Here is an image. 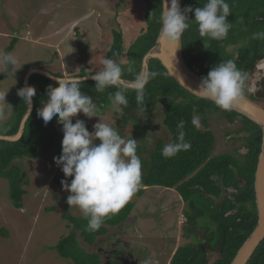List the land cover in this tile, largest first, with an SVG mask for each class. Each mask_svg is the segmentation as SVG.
<instances>
[{
	"label": "trees",
	"instance_id": "16d2710c",
	"mask_svg": "<svg viewBox=\"0 0 264 264\" xmlns=\"http://www.w3.org/2000/svg\"><path fill=\"white\" fill-rule=\"evenodd\" d=\"M124 0H109L110 9L114 11L115 19ZM145 4L144 24L137 35L136 40L128 48L127 60L123 65L133 64L137 71L143 65V57L155 45L162 27L160 15L162 9L161 0H141ZM207 0H183V8L203 6ZM232 12L227 17L232 24L228 36L223 40L201 37L194 20V12L188 13L191 21L190 28L186 30L183 38V52L187 65L195 73L204 77L209 70L222 60L232 59L237 67L248 75L254 72L264 59V39H253V33L264 30V0H226ZM117 17V18H118ZM112 44L107 52L111 58L113 53L124 55V36L122 30L112 29ZM17 34L7 51L11 52L18 42ZM81 62H86L87 49L83 47ZM121 58V56H120ZM37 63L24 65L20 71L26 75L28 69L37 67ZM158 73L150 79L144 90V104H138L136 93L128 91L126 97L128 107L124 108L126 120L119 133L124 136L125 126L129 121L138 129L134 133L136 137L144 136L147 132L142 129L139 113L151 114L156 104L163 103L164 122L172 135V143L177 141V124L185 121V140L191 143L188 151H181L176 156L165 158L162 148L165 143L162 140L150 150V158L144 154L147 143L138 141L137 154L142 160V183L137 191L143 195L145 187L161 186L175 189L181 197V202L188 208L187 223L197 224L198 219L207 217L208 221L215 225L211 230L205 229V238L200 239L196 229L186 228L188 235L186 242L177 246L170 264H231L237 252L252 234L258 223V211L255 195V173L262 145V129L248 117L232 110L224 112V119L229 122L240 121L238 133H244L243 147L246 151L237 150L236 154L226 153L220 156H212L216 144V136L209 125V114L220 110L212 101L201 99L182 87L171 77L163 64L157 60L150 61V70ZM20 73V72H18ZM20 73V75H21ZM53 74V73H52ZM79 74V73H78ZM83 71L81 76L85 75ZM56 76H60L54 74ZM24 77L18 80V90L14 96L15 108L12 122L9 123L4 134L15 135L20 128L21 121L27 112V105L18 95L19 89L24 87ZM18 78V77H17ZM125 79L132 80L134 74L125 73ZM58 86L55 82L41 74H34L30 79V86L36 88L34 110L29 117L23 136L17 141L0 140V175L10 179L11 198L18 208L22 206L23 197L27 193L25 186L30 184L26 171L16 163L24 158H42L55 151L56 157L62 151V125L54 117L47 125L43 119L37 116V109L42 107L41 101L45 100L48 86ZM94 80L83 81L81 91L90 95L101 110L110 104L109 93H114V87L106 88L103 92L95 90ZM245 95L264 106V98L255 92ZM193 116L200 118V127L197 129L192 123ZM133 118V120H131ZM73 123L75 121L73 120ZM203 129H202V128ZM147 128V127H146ZM146 131V132H145ZM140 135V136H139ZM52 165H56L54 160ZM64 174L56 176L54 182L61 186ZM70 182L72 178H67ZM217 198V199H216ZM222 198V199H221ZM221 199V200H219ZM135 205L128 202L118 213L105 218L102 226L97 231L86 230L88 221L82 216L74 217L65 212L64 218L73 225L71 232L59 240L55 249L65 259L72 260L75 264H122L116 253L106 255L103 252H90L86 250L78 238L77 230H80L81 239L90 246L96 244L97 237L106 235L110 227H122L133 214ZM191 233L198 237L197 243L191 240ZM212 252L216 257L212 259ZM107 253V252H104ZM247 264H264V240Z\"/></svg>",
	"mask_w": 264,
	"mask_h": 264
},
{
	"label": "rangeland",
	"instance_id": "374dc122",
	"mask_svg": "<svg viewBox=\"0 0 264 264\" xmlns=\"http://www.w3.org/2000/svg\"><path fill=\"white\" fill-rule=\"evenodd\" d=\"M110 8L109 0H0V54L11 53L19 61L16 65L19 69H16L14 77L10 73L0 72V93L7 92L5 100L0 99V111L3 113L0 118L1 134L12 122L14 96L18 90V80L24 77L20 71L24 65L37 63L38 67L60 76L81 74L83 71L94 74L102 70L101 61L104 57L111 58L107 55L113 38L111 30L119 28L124 36L125 48L120 60L128 62L126 52L144 24L145 4L141 0H124L116 19ZM18 33V42L8 52L14 34ZM83 47L88 54L84 63L81 62ZM61 60L64 61L65 73ZM261 76H264V59L248 75L247 87H251ZM259 83L257 88L264 90V80ZM104 109H100V117L88 118L79 113L73 120H84L90 132L99 119L121 131L119 124L126 122L122 118L124 110L123 114L114 113L109 104ZM224 112L220 109L209 114L208 118L216 136L212 152L214 157L226 153L236 154L237 150L246 151L243 147L244 133H238L241 122H229L224 119ZM138 115L141 118L137 123L141 122L142 129L147 132L144 136L136 137V140L147 143L142 156L149 159V152L158 141L172 143V135L164 122L162 102L156 104L153 113ZM133 124V121H129L125 126L124 139L134 137L138 129ZM95 142L100 143L99 139ZM54 157L55 151L42 158L16 161L26 171L30 181L25 186L27 193L20 208L12 201L10 179L0 175V264H75L61 257L55 246L73 229L63 214L68 212L74 217L83 214L77 207L67 204L70 193L55 184L54 178L63 175V172L57 165H52ZM181 200L175 189L148 187L143 195L136 192L129 201L135 205L133 214L136 215L131 224L125 225L124 221L122 227L109 226V233L97 237L94 246L84 243L80 230H77L78 238L90 252H107L102 254L104 260L107 259L106 255L120 253L122 257L128 255L131 261L145 264V260L155 252L153 259L159 260V264H170L178 246L177 241L182 244L188 240L186 228L200 229L201 239L205 238V229L215 228L207 217L198 219L196 225L192 222L186 224L184 213L187 214L188 208ZM147 211L152 212V216L145 215ZM190 235L191 240L197 243V235Z\"/></svg>",
	"mask_w": 264,
	"mask_h": 264
},
{
	"label": "clouds",
	"instance_id": "9594fccd",
	"mask_svg": "<svg viewBox=\"0 0 264 264\" xmlns=\"http://www.w3.org/2000/svg\"><path fill=\"white\" fill-rule=\"evenodd\" d=\"M161 3L160 36L175 50L182 46V36L191 26L189 21L192 19L188 16L190 12H194L201 37L223 40L232 28L227 20L232 10L226 0H207L201 7L187 6L183 11L179 0H161ZM252 38L264 39V30L253 33ZM120 56L121 53L117 52L112 54L113 58L104 57L101 61L102 70L95 71L94 74L54 76L58 86H48L47 98L41 101L42 107L37 109V116L43 119L45 125L54 117L62 125V151L53 160L64 174L65 179L61 180L63 190L70 193L66 202L82 212L88 221V231L99 230L105 218L118 213L142 183V160L137 154L136 139H124L117 128L101 119L93 125L94 130L91 132L84 120L77 118L73 123V117L79 113L88 118L100 117V106L94 103L90 95L81 91L82 82L89 77L96 82L97 92H103L109 87L116 89L108 96L109 106L114 113L123 114V109L128 107V91H134L137 103L144 104L145 87L158 73L146 68L137 71L131 63L123 65ZM18 62V58L11 53L0 54V72L7 75L10 73L14 77L16 69H19L16 67ZM126 72L134 74V78L126 80ZM248 79V73L239 69L234 60H222L201 78L197 88L193 90L199 98L212 101L222 110L232 111L244 98ZM262 80L264 76L258 77L251 87H247V91L260 90L257 84ZM6 93H0V99L5 100ZM18 95L27 105L25 118L28 120L36 88L26 85L19 89ZM2 117L3 113L0 111V118ZM191 123L198 129L200 118L193 116ZM160 125L162 127L161 123ZM176 127L177 141L165 144L162 148L161 154L165 158L174 157L191 148V143L185 140V121L180 120ZM97 139L99 144L95 142ZM67 178L72 179L69 182ZM155 256L156 253L153 252L145 260V264H159V260L153 259Z\"/></svg>",
	"mask_w": 264,
	"mask_h": 264
},
{
	"label": "water",
	"instance_id": "95a60500",
	"mask_svg": "<svg viewBox=\"0 0 264 264\" xmlns=\"http://www.w3.org/2000/svg\"><path fill=\"white\" fill-rule=\"evenodd\" d=\"M179 3L181 5V10L183 11L184 9L183 0H179ZM160 32L155 45L143 57L142 68H146L147 70H150V61L152 59H157L167 69L171 77H173L182 87L187 89L190 93L196 95L193 89L197 88L202 77L197 73H195L192 69H190V67L187 65L185 61L183 54V38H182V46L175 50L172 45H170L167 41L161 38ZM34 74H41L57 82V80L53 78L56 75L52 74L47 70H44L43 68L33 67L27 71L24 77V82H23L24 87L26 85L30 86V79L31 76ZM87 80H92V79L89 77L84 81ZM33 110H34V99H33L31 114ZM233 110L248 117L250 120L258 124L261 127L263 134L261 152L258 158V164H257V169L255 173V182H254L256 205L258 211V223L252 234L241 246V248L239 249V251L237 252L235 258L231 263V264H247L250 261L251 257L253 256V254L255 253V251L257 250L258 246L264 240V106L258 102H255L250 97L244 95V98L239 101V103L236 105V107ZM26 115L27 112L21 121L19 131L15 135H0V140H8V141L19 140L25 132L26 124L28 121L25 118ZM133 219H134L133 217H129L125 221V225L131 224L133 222ZM122 261L127 264L128 261L130 260L123 257Z\"/></svg>",
	"mask_w": 264,
	"mask_h": 264
},
{
	"label": "flooded vegetation",
	"instance_id": "af4514ba",
	"mask_svg": "<svg viewBox=\"0 0 264 264\" xmlns=\"http://www.w3.org/2000/svg\"><path fill=\"white\" fill-rule=\"evenodd\" d=\"M256 94H258V95H260V97L261 98H264V90H259L258 91V93H256ZM217 199V198H216ZM183 222H185V221H183ZM183 222H182V224H183ZM182 224H180V226L182 225ZM183 227H181L180 228V230L182 229ZM197 231H196V233L198 234V236H199V238H200V233H199V230L200 229H196ZM201 239V238H200ZM177 245L179 246L180 244L178 243V241H177ZM123 255H121V256H119L118 258H119V260L122 262V264H126L125 262H123L122 261V257ZM212 256H216V252H212ZM126 257H128V255L126 256ZM125 258V257H124ZM213 258H215V257H213ZM129 259V258H128ZM130 261H128V263L127 264H135V263H137V264H139V262L136 260V261H131V259H129Z\"/></svg>",
	"mask_w": 264,
	"mask_h": 264
},
{
	"label": "crops",
	"instance_id": "0c3cea01",
	"mask_svg": "<svg viewBox=\"0 0 264 264\" xmlns=\"http://www.w3.org/2000/svg\"><path fill=\"white\" fill-rule=\"evenodd\" d=\"M19 34V33H18ZM45 44V43H44ZM60 59H62V58H60ZM62 62H61V66H62V69L64 70L63 72L65 73V72H67L66 70H65V65H63V60H61ZM45 70V69H44ZM78 74V73H77ZM69 75V74H68ZM71 75H75L74 73L73 74H71ZM146 188H148V187H145V189ZM144 194V193H143ZM145 215H147V216H152V212H149V211H147V212H145L144 213ZM136 215H134V214H132L131 215V217H135Z\"/></svg>",
	"mask_w": 264,
	"mask_h": 264
}]
</instances>
